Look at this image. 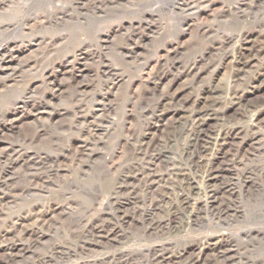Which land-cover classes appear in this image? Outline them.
<instances>
[{
	"label": "rangeland",
	"instance_id": "rangeland-1",
	"mask_svg": "<svg viewBox=\"0 0 264 264\" xmlns=\"http://www.w3.org/2000/svg\"><path fill=\"white\" fill-rule=\"evenodd\" d=\"M105 1L13 0L0 8V53L16 48L14 53L18 52V55H14L16 59L11 66L20 68L16 83L8 80L9 85L3 86L0 80V198L8 193H11L8 197H13L6 198L3 205L0 199V232L29 211H47L52 206V210L47 211L50 215L55 204H64L63 210L47 216L52 221H48L50 229L40 227L43 236L46 235L40 243L24 242L17 259L0 252V264H120L122 254L133 256L140 264H151L147 257L150 249L161 243H166L174 255L185 253L188 245L196 243L191 261H202L200 264H256L253 260L263 257L264 242L251 245L249 250L252 252L249 253L247 229L264 230V215L260 213L264 212L263 174L253 173L251 176L252 193H247L248 188L241 180V166L237 175L226 178L227 182L233 179L236 184L235 198L242 214L230 216L220 226L205 210L207 198L202 184L215 154L224 147L220 133L233 123L213 122L199 149L193 147L192 141L198 113L217 101L228 107L243 91L253 96L264 88V0H209L205 4L210 6L208 12L199 13L197 17L181 11L186 0H120L112 5ZM221 6L230 7L232 11L213 23ZM204 23L213 24V32L202 40L196 33L198 25ZM242 26L258 31L247 44L237 43L234 38L236 30ZM224 39L232 41L222 45ZM173 47L183 50L178 56L182 66L197 59L202 66L208 67V71L196 81L191 78V81H184L183 84L190 89L183 102L188 97L190 102L169 109L158 126L152 128L151 135L158 141L164 138L171 140V146L167 144L172 153L171 164L166 167L168 170H161L171 186L162 200L166 212L160 217L169 223L171 215L178 213L184 202L188 206L182 220L147 237L141 230L136 231L130 226V220L122 225L114 217L116 206L108 205V194L103 193L95 206L90 202L89 191L98 184L96 173L104 168L103 162L93 158L82 171L74 164L75 173H69L72 169L65 159L68 157L65 149L66 145L70 151L79 145L77 139L80 138L76 136L81 134L79 129L83 127V120L90 121L98 116V124L103 130L99 136L100 149L116 173L120 165L121 144H124L126 136L132 134L134 125L125 117L124 108L131 107L130 96L136 92L141 95L136 111L142 121L137 133L140 136L146 134V124L162 113V96L167 91L169 78L163 79L158 89L146 82L160 58H163L160 67L164 74H177L172 69V62L165 58ZM78 52H83L84 56H79ZM249 58L250 65L241 66L242 60L248 61ZM238 70L245 75L237 82ZM1 76L0 66V79ZM215 90H224L225 93L221 96ZM16 104L24 107L25 111L20 121L10 129L6 125H10L9 114L15 111ZM247 107L235 113L237 119L243 117L247 121L250 114L259 111ZM221 108L220 105L215 109ZM38 110H45L46 114L33 117L31 111ZM29 112L33 114L29 115ZM170 124L178 128L170 130ZM151 135L147 140H151ZM24 137L29 138L26 143L23 142ZM238 144L233 147L232 154H237ZM114 149L118 154L111 157L109 154ZM231 158L237 160L236 155H231L232 161ZM188 159L194 166L195 178L191 177L199 181V187L179 191L180 180L186 187L184 181L190 178L187 171L180 172ZM27 171L31 176L37 173L47 178L48 183L38 184L30 193L20 195V190L26 186ZM110 222L116 228L113 236L118 238V242L109 244L104 241L99 247L89 246L95 240L90 229ZM74 232L77 236H73ZM222 234L232 242L231 248L235 252L227 255L228 259L225 256L226 259L216 261L211 245ZM205 251L208 254L205 255Z\"/></svg>",
	"mask_w": 264,
	"mask_h": 264
},
{
	"label": "bare ground",
	"instance_id": "bare-ground-1",
	"mask_svg": "<svg viewBox=\"0 0 264 264\" xmlns=\"http://www.w3.org/2000/svg\"><path fill=\"white\" fill-rule=\"evenodd\" d=\"M12 1L13 0H0V8L5 7L7 4H10ZM207 1L209 2V0H186L181 5L182 7H184V9H181V8L180 9L182 12H190L191 16L197 17L199 13L205 14L208 12L210 6L209 5L205 6ZM105 2L108 5H112V4H116L120 2V0H112V1L106 0ZM231 11L232 9L230 7L224 8V6H221L220 11L213 18V23L214 21L219 22L217 21L218 19L220 20L221 18L227 16V14H230ZM49 12L52 13V11H49ZM211 25L209 26L206 23L198 25L197 33H196L197 37L198 38L200 37L203 40L206 36L210 35L213 32V24ZM187 26H189V24H187ZM251 30H248L243 26L242 28H238L236 30V35L234 37L236 39L235 41H237V43L247 44L251 36L258 32V31L257 32L251 31ZM233 31L235 30L233 29ZM231 41L232 40L224 39V42L222 43V45H228L230 44ZM15 49L14 50L12 49L9 52L0 53V66H1V74H2L0 80L2 81L3 86L9 85L8 80H11V83H16L19 78L18 75L20 73V68L17 69L11 66L12 65L11 63L14 62L16 59V58L14 59L15 57L14 55L15 54L16 56L18 55V52L14 53ZM182 52H183L182 49L173 47L169 51L168 55L165 57L166 60L168 61L170 60L172 62L173 64L172 69L174 72H177V74H171V75L164 74V70L160 67V65L163 62V58L162 59L160 58L159 62H156V66H155V70L153 71V74L151 73V75L147 79L146 83L150 87H156L157 89L160 86H162L160 84L164 82V80L166 81L168 78H169L168 79L169 84H168L166 93H164V95L162 96L164 97V101L161 102L162 103L161 106L163 108L162 113L159 114V116L156 115L153 118L151 117L152 119L150 118L151 122L150 123L147 122L148 125L146 124L147 130L144 128L147 131V133L145 132L146 134L142 135V132H141L142 136L138 135L137 133V127L142 121L141 120L142 117L140 113L138 115L136 111L139 101H141L142 98H141V95L137 93L136 91H135L136 92L135 94L129 97V100L131 102V107L126 106L124 108V115L131 122L133 121L134 125L131 129L132 134H130L129 136H126L124 144H121L123 148L120 145L121 147L120 148V165H119V168L116 169L117 170L116 173L115 171L113 172L114 168L108 165L106 158L102 154V149H100L101 145L99 141L100 139L99 136L103 130H102V127L99 126L98 124V121L100 120L98 116L93 117V118L90 117L92 119L90 121L83 120V123H84L82 124L83 127L79 129L81 130V134H78L76 136L80 138V139H77L79 140V145L76 146L75 149L71 151L69 150V145L68 146L66 145V149H65L68 152V157L67 158L64 157V158L68 160L69 167L72 169L69 173L71 172L75 173V167L72 166L74 164L76 166H79L80 171H82L84 167L87 166L90 163V161H92L93 158L100 159L103 162L104 168L99 170L96 173L98 184H96L97 185L96 187L95 186L91 187L89 191L90 193L89 195H91L90 196L91 198L89 199L90 202L92 203L93 206H95L97 202L99 201V199L102 197L103 193L108 194L110 196L108 200V205L116 206L115 208L116 212L114 211L115 212L114 217H117L120 220V223L122 225L128 223L127 221L130 220L131 221L130 226H133V228H135L136 231L141 230L143 234L147 237L155 235L157 232L162 231L168 226L176 223L177 221L182 220V217L185 215L186 209L188 206V203L184 202V204H182L183 207H179L178 213L175 212V214L171 215L170 222L168 221L169 223H166L161 219L160 214L161 213L164 214L166 212V210L163 209L162 207V200L167 195L169 188L171 186V182L165 179L164 174L162 175L161 173V170L165 169L171 161L172 153L167 149V144L169 146L171 144V140L170 139L165 140V138L163 140L162 138L163 141H158V139L155 138L154 135H151L152 128L158 126L157 123L163 118V116L165 115L164 114L165 112L170 111L169 109H174L175 107L177 108L181 104L185 106L186 104L190 102V98L188 97V95H186L188 97L186 98V101L183 102L185 93L190 89L188 88V86L183 84L184 81L186 79L190 80V78L196 81L200 79L201 76L208 71V67L202 66V62L197 59L193 60L189 64H186V65L184 64L182 66V63L179 61V58H178V56H180ZM78 53H79V56H84L82 54L83 52L82 53L78 52ZM245 61L242 60L241 66L246 67L250 65L249 64V62L251 61L250 58L248 59V61L247 60ZM163 64L165 65V63ZM180 71H182V73H180ZM175 75L176 77H174L173 79L172 77ZM242 75H245V73L242 72V70H238V73L236 76L237 82L242 80L241 79ZM122 83H123V80H122ZM214 92L216 94H221V96L225 93L224 90L222 91L215 90ZM247 93H248L247 91L245 92L243 91L241 94L239 95L237 94L238 98L236 99L235 103L234 104L232 103L228 107H224V105L220 101L213 102L214 105L212 107H207L206 110H204V112L198 113L194 120V122H197L196 132L195 133L193 132L194 140L192 139L193 147L195 149H199L198 146L202 142L204 136L208 132V128L212 125L213 122L226 121L229 123L231 122L233 123L232 125L229 124L230 126H227L226 131H223V132L220 131L221 133L219 135V138H221L224 144V147L222 148L220 152L217 151L218 153L215 154L213 161H211V165L208 171L206 170V173L205 174L203 173L205 178L203 179L204 184H202V186L205 191V197L207 198V206L205 210L209 211L212 214V216L217 220V224L220 226H222L224 222L230 218V216L238 217L239 215L242 214V211L240 210L241 208L239 209V207H237L238 204L235 198L236 197V184L234 183L233 179L232 180L230 179L231 181L227 182L226 178L228 176L231 177L234 174L237 175L240 169L239 166H241L242 168L240 169L242 170L241 180L248 188L247 193L253 192V185H252L253 182H251L252 181L251 176L253 175V173H257V174L262 173L263 178H264V98L261 97V96H264V88L260 89V91L255 92L253 96L248 95ZM220 105L222 107L221 110H216L215 108ZM245 106H248L247 108L254 107L258 109L259 111H257L256 109H253V110H256L257 113L250 114L249 118H247V121L243 120V117L241 119H237V116L235 113L240 108L245 107ZM23 111H25L24 107H20L19 104H16L15 111L10 112L9 114L8 120H10V125L7 126L6 124H4V126L6 125V127L12 129L13 126H15L16 123L20 121L21 119L20 117L24 115ZM43 111L45 110H38L35 112L34 111H31V112L34 113L33 117H36L37 115L46 114ZM31 112H29V115L33 114ZM173 122L174 121H172V125H173ZM175 124L176 123H174V125ZM169 128L170 130H176L178 127L173 128V126H171ZM36 133H37L36 136H38L39 132L37 131ZM150 135L152 136L151 140H147V136L150 137ZM22 139H23V142L25 141L26 143L27 139L29 138L24 137ZM172 139H174L175 141V138H172ZM215 142H217V140H215ZM238 143L240 144V146H238L237 154H232L233 147L237 146L236 144ZM191 145L189 146L191 147ZM115 154H118L116 149H114V151L109 155L113 157ZM231 155H236L237 160L233 161V159L231 158L232 159L231 161L230 160ZM181 160H182V157H181ZM189 161H190L189 159L186 161V166L185 165L184 167L182 166L183 168L180 170V172L185 173V171H187L189 175L187 174L186 175L190 176V178L186 177L187 179H185L186 181H184L185 182L184 184L186 185V187L183 186V180H180L179 182L180 185H178L179 191H185L187 188L191 190H195L199 187V181L194 179L195 177L193 176L194 166ZM180 165H182V163ZM57 169L61 170V167L60 168L58 167ZM58 170H57V173H58ZM67 171L68 170H66L65 172ZM53 172L56 173V171H53ZM37 175H38L37 173L33 176H31L29 173L26 176L24 175L27 179V182L25 184L26 186H24L22 190H20L22 193L20 195H26L30 193L31 191L34 190V187L38 184L42 185V183L43 184L48 183V181L46 180L47 178H43V176H39V175L37 176ZM191 176H193L194 178H192ZM236 179L238 180V178ZM240 182H239V185H240ZM12 188H15V186ZM8 194H11V193H8ZM8 194H6L7 197H5L6 196L5 195L4 197L2 196L3 197L2 199L0 198L2 201V205L3 203H5L4 200L6 198L7 199L13 198V197H8ZM184 201H187V200H184ZM62 206H64V204H60V203H58L57 205L55 204L53 206L54 208V210L52 211L53 214L57 211L59 212V210H63L64 208L62 209ZM48 210H49V207H48ZM51 210H52V206L49 211ZM47 211L45 210L44 211L34 210L32 212L29 211L27 215H24V217L18 220H15L14 222L11 221L12 223L10 224V226H6L4 230L1 229L0 252L6 253L8 257L17 259L19 254H21L20 253L21 247L24 242H27L32 245L34 244L36 245L40 243L41 240L44 239V236H46V235L43 236V233H42L43 230H39L40 227L42 229L51 228V225L50 226L48 225V221L49 222H52V221L51 219H48L47 216H51V215L53 216V214L51 213L50 215H47L49 214ZM260 213L261 215H264L263 211ZM253 215L255 216V214ZM119 220L115 222L118 224ZM110 223L106 225H103V224L96 225V227H94L93 229L92 228L90 229L92 230L91 233L92 235H94L95 240H93V237L91 236L93 241L91 244H89V246L96 245L99 247L103 244L104 241L108 242L109 244L118 242L116 240L117 237L113 236L114 234H116V231H115L116 228L113 227L112 223L111 224ZM247 230H248L247 232L248 237L247 236L246 237L248 238V241H249V243L247 244H249L248 252L250 253L252 252V250H249L251 245H255L254 243H258L259 241L264 242V230L263 231L257 230L255 228H250ZM122 235L123 234L120 235V239ZM73 236H77L76 232L73 233ZM157 245L158 246H153L150 249V253L147 256L149 257L148 260H150L151 264H200L202 262V261L197 262L195 260L191 261L192 251L197 246L196 243H193V244L191 243L190 245L187 246L185 253L182 252L183 254L178 253L177 255L173 254L174 252H172V249L166 246V243H163V244L161 243L160 245L159 244ZM231 246H232V242L228 239V237H226L223 234L219 235L218 241L211 245L212 247L211 252L214 253L213 254L214 259L216 261H219V259H226V257L228 259L229 256L235 252V250H233ZM206 254H208V251H205V255ZM253 263L264 264V254H263V257H261L259 260H253ZM120 264H140V261L134 258L133 256L122 254V257L120 258Z\"/></svg>",
	"mask_w": 264,
	"mask_h": 264
}]
</instances>
